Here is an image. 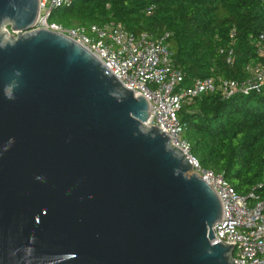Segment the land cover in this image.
Wrapping results in <instances>:
<instances>
[{
  "label": "water",
  "instance_id": "1",
  "mask_svg": "<svg viewBox=\"0 0 264 264\" xmlns=\"http://www.w3.org/2000/svg\"><path fill=\"white\" fill-rule=\"evenodd\" d=\"M38 14L0 0V264H235L147 99Z\"/></svg>",
  "mask_w": 264,
  "mask_h": 264
},
{
  "label": "trees",
  "instance_id": "2",
  "mask_svg": "<svg viewBox=\"0 0 264 264\" xmlns=\"http://www.w3.org/2000/svg\"><path fill=\"white\" fill-rule=\"evenodd\" d=\"M58 9L65 27L114 23L134 33L167 32L184 85L206 76L244 79V65L256 60L255 41L264 30L261 0H71L50 16ZM178 118L202 169L222 173L243 196L264 197V95L202 94L183 103Z\"/></svg>",
  "mask_w": 264,
  "mask_h": 264
},
{
  "label": "built area",
  "instance_id": "3",
  "mask_svg": "<svg viewBox=\"0 0 264 264\" xmlns=\"http://www.w3.org/2000/svg\"><path fill=\"white\" fill-rule=\"evenodd\" d=\"M36 27L60 32L92 52L135 95L144 96L149 104L146 125H156L166 132L173 145L182 149L193 163V171L205 180L218 196L222 214L212 227V243H233L235 264H264V197L259 193L243 196L223 177L222 173L202 169L190 154V145L183 138V125L178 112L202 94L217 92L221 98L251 93L264 95V30L255 41L254 62L244 65L247 76L242 79L199 77L184 85V73L174 64L173 52L163 33H134L120 24L103 23L65 27L49 21L53 9L67 6L71 0H38ZM264 6V0H261ZM153 7L147 8L150 14ZM233 50L228 52L231 63Z\"/></svg>",
  "mask_w": 264,
  "mask_h": 264
},
{
  "label": "rangeland",
  "instance_id": "4",
  "mask_svg": "<svg viewBox=\"0 0 264 264\" xmlns=\"http://www.w3.org/2000/svg\"><path fill=\"white\" fill-rule=\"evenodd\" d=\"M60 14H61V10H54L52 15L50 16V18L48 19L49 21H53L56 23H60Z\"/></svg>",
  "mask_w": 264,
  "mask_h": 264
}]
</instances>
